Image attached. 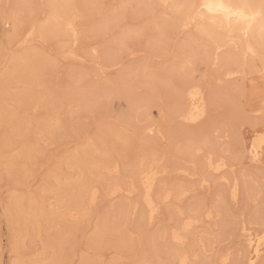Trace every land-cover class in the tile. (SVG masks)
<instances>
[{"label":"rangeland","instance_id":"obj_1","mask_svg":"<svg viewBox=\"0 0 264 264\" xmlns=\"http://www.w3.org/2000/svg\"><path fill=\"white\" fill-rule=\"evenodd\" d=\"M46 1L0 0V105L4 115L17 113L20 121L19 131L7 116L0 124V264H178L173 259L178 247L170 233L188 216L206 209L215 217L209 220L199 216L192 236H186L184 250L196 256L189 264H221L224 255L229 261L222 264H244L246 251L240 230L264 231V143L259 166L248 161L244 150L245 144L264 140L261 63L257 60L254 68L245 67L243 73L225 78L218 61L207 52V37L178 27L176 16L166 5H155L152 11L140 0H71L80 33V41L72 47L69 34L54 36ZM6 5L14 6L7 21ZM31 29L33 41L23 42ZM190 44L198 49L188 65L186 48ZM71 50L77 57L69 56ZM16 59H32L39 70L37 85L13 70ZM112 82L119 87L111 89ZM193 85L206 93L210 107L200 125H181L173 115L179 107L178 96ZM131 86L143 109H129L131 103L122 91L126 94ZM108 89L107 96L104 90ZM116 89H121L122 95ZM95 92L100 97L89 108L68 105L76 95L88 100ZM26 95L35 100L47 98L55 113L51 115L41 104L20 106L18 100ZM47 117L53 119L49 133L36 135L35 123ZM150 123L158 125L159 137L144 132ZM112 129L120 133L126 145L109 135ZM194 140L197 147L202 145L201 151L196 155L183 153L186 142ZM90 143H96L102 151L99 166L108 160L118 163L119 175L85 171L86 180L99 195L94 202L89 195L84 198V218L66 219L60 224L56 220L59 215L76 209L66 197L79 179L78 170L68 164L76 154L82 157ZM25 149L30 150L27 159L21 157ZM207 154L223 157L230 166L226 176L229 181L238 179L242 187L237 200H231L229 185L213 176L209 189L198 187L199 178L210 175L202 169ZM142 155L156 159L155 170L166 168L168 173L161 176L160 184L173 191L178 186L192 190L181 201L172 199L163 204L151 224L130 212L138 193L128 199L111 200L106 196L114 180L127 185L125 168ZM56 193L64 199L61 201ZM121 206L123 216L117 222L116 211ZM36 210L52 219L49 228L44 222L35 227L32 215ZM100 224L110 229L96 237L95 227Z\"/></svg>","mask_w":264,"mask_h":264},{"label":"bare ground","instance_id":"obj_2","mask_svg":"<svg viewBox=\"0 0 264 264\" xmlns=\"http://www.w3.org/2000/svg\"><path fill=\"white\" fill-rule=\"evenodd\" d=\"M70 1L71 0H47L46 1L47 6H48V11H49L48 12V24L52 27V29H54V36L55 37L58 36L59 34H69L71 37L72 47H76V45L78 44V39H79L80 33H79V27L75 23L76 19H75L74 14L72 13L73 8L70 6ZM140 2L146 3L152 11H153V7L155 5H158L159 7H160V5H162L163 7H164V5H166V7L169 8L170 12L176 16L175 21H176L178 27L189 28L191 30L197 31L199 33V35L201 34L202 36L207 37L209 39V42H207L208 44L206 46L207 52L211 55L212 58H214L218 61L220 68H222V70H223L222 76H224L225 78L235 77L236 75H238L240 73V71L241 72H242V70L244 71L243 68H245V67H246V69L248 66H250V68L251 67L254 68L255 67L254 63H256L255 61H257V60L262 65L260 67V69L263 68L261 70H264V0H140ZM208 4H212V5L222 4L225 6L226 9H231L233 12L236 10H243V12L247 18L241 19L235 15H230L229 13L218 10V9L214 10V11H209L208 8L206 7V5H208ZM12 18H10V19H12ZM83 21H85V20H83ZM36 31H38V30H36ZM39 33H40V35H42L40 30H39ZM160 34H161V32H160ZM32 39H33V29H31L30 31H28L25 34V36L23 38V42L29 43V40H32ZM79 41H80V39H79ZM196 48L198 49L197 46H193V45H191L189 47L187 46L186 49L188 50V54H189L188 58L186 59L187 64L192 63L191 61L194 58V55H192V54L196 50ZM69 54H70L69 56H71V58L77 57V55L72 50L69 51ZM220 54H222V55L220 56ZM218 56H220V57H218ZM18 60L19 59L14 60V67L15 68L13 70H15V72L18 73L20 77H22L26 80H29V81L35 83V85H37L39 83V72H38L39 70L37 71L35 64L32 62V59H25V60L23 59L21 61H18ZM212 63H213V61H212ZM248 71H251V70H248ZM169 74H172V73H169ZM135 75H137V74H135ZM171 76L169 75L168 77L170 78ZM137 77H139V76H137ZM72 79H76V78L72 77ZM110 82L111 81H109V83ZM114 82H112L114 84V86L110 85V87L112 86L111 89L113 87L115 88V86H116ZM176 83H178V82H176ZM131 84L132 83L130 82V85ZM107 86H109V85H107ZM107 86H105V87H107ZM117 87H119V86H116V88ZM123 87L125 89L126 85L125 86L122 85L121 88H123ZM82 88H84V87H82ZM116 90H115V92L112 91L111 93H113V94L116 93ZM120 90H117L118 91L117 94H121L119 92H121L122 90L121 91ZM126 90H127L126 94H125L126 91H124V90L122 91V93H124L123 95H126V97H124V99L126 98V101H130V103H131V104L130 103L126 104L127 106H130V105L132 106V108H129V109H137V110L143 109V107L136 101V99L133 96L132 86H131V89L127 88ZM169 90H171V89H169ZM95 91H97V90H95ZM102 91L103 90H101V93H103ZM108 91H109V89L106 91L104 90V94L107 93ZM164 91H165V89H164ZM109 93L110 92H108V95H109ZM99 95H100V93L95 92L89 96L88 100H86L85 96H83V95H76L74 98L69 99L68 105L70 106L71 104H74L75 107L89 108L91 105H94L97 102V100L100 97ZM105 95H107V94H105ZM178 98H179V107L176 110V112L173 111L174 112V114H173L174 118L178 119L179 122H181V125L182 124H184V125L186 124L187 126H195L198 124L200 125V123L206 117V115L208 113V108L210 107L209 106V103H210L209 97L206 95V93L200 87L193 85V86H190V87L183 89L179 93ZM126 101H125V103H126ZM18 103L20 106L30 107V108H31V106L35 107L36 105L38 106L39 104H41V107L46 109L49 113L51 112V115L55 113L54 108L52 106L53 103L44 97H39L38 99L35 100V98L31 97L30 95H26L22 100L19 99ZM146 103H147V101H146ZM141 104H143V103H141ZM149 104L151 105V103H149ZM145 110H147V109H145ZM28 111H29V109H28ZM33 111H35V110L33 109ZM4 112H5L4 107H2L0 105V124L3 122V117L7 116V119L11 123L14 124L16 122L17 125H15V126H18V127H15V129L17 131H19L20 130L19 129L20 128L19 127L20 121L17 117V113H9L7 115H4ZM40 120H39V122L37 120L36 122H38V123H35L36 124L35 134L38 135L44 131H45V133H49L50 124H51L53 119H51L50 117H47L45 120H42V121H40ZM156 124H158V123H156ZM157 126L158 125L154 126L153 124L150 123L144 128V132H146V134H148V135L154 136V138L159 137L160 136V131H159L160 129H159V127L157 128ZM12 129H14V127ZM109 133H110L109 135H111V137H113L116 141L123 142L122 144H124V145L127 144L125 141H123L122 136L117 131H114L112 129V130H110ZM193 133H194V131H193ZM141 134H142V131H141ZM185 135H187V134H185ZM193 139H194V137H193ZM36 143H37V141H36ZM263 143H264V140L261 139L259 141L257 140V142L245 144L244 150H245L247 159L253 166H259L263 163ZM196 144H197V141H195V140L190 141V142H186L185 146L182 148V152L186 153V154H190V155H196L197 153H199L201 151V149L199 147L202 146V145H200L199 147H197ZM199 144H201L200 141H199ZM204 145H206V144H204ZM117 154H119V153H117ZM76 155L73 158L71 157L72 159L68 165L70 168H76L78 170L79 179L77 182L74 183V186L70 188V193L66 197V200L69 203H72L76 209H72L65 214L62 213L61 215H59L56 220L60 224L63 223L66 219H72L73 221H75V220L77 221V220L84 218L87 215V213L84 210L83 203H82L84 198L87 195H89L90 201L94 202L99 195L98 191L94 187H92L89 184V182L86 180L85 171L89 172L92 175H94V173H99L101 171H104V172L110 174L111 176H117V175H119V172H120L119 164L118 163H112L109 160L104 162L102 166H99V157H100V155H102V151H100V149L96 143H90V145L87 146V150L84 152V155L82 157L78 158V157H76ZM181 155H183V154H181ZM30 156H31L30 150H28V149H25L21 153L22 158L27 159ZM151 156L142 155L138 159V161L135 162L131 167L125 168V171L127 173V180H128L127 185L123 186L122 184L124 182L122 184H120L114 180L113 182H111L109 184V187H108L107 192H106V196L111 198V200L112 199L117 200V198L118 199L119 198H127L128 199L135 192L138 193V200L134 204H132V205L130 204V212H132V214L138 213L140 219L143 220L145 218L149 224L153 223L157 219V217L160 213L161 206L163 204L170 203L171 201H173L172 199L181 201L190 192H192V190H190L188 187L183 188L182 186H178L173 191V190L168 189L166 187V185L163 186L164 184H160L159 179L161 178V176L166 175L168 172H167L166 168H163L160 170H155L153 167H154V163L156 165V159L152 158ZM202 161H203L202 162L203 164L202 163L201 164L203 165L202 169H203L204 173H210V175H208V176L202 175L198 180V187L200 189H202L203 191L204 190L206 191L207 189H209L212 182H214L213 181L214 179H212V176H213L214 178L222 180L226 184H228L229 188H230L229 194H230L231 200H234V201L237 200L239 197V194H240V188H242V187H240V182L238 179L232 178V180L229 181V178L226 176V172L230 168V166H228V163L226 162V160L221 156L214 158V156H212L211 154H207V156H205ZM182 172L185 173L186 177H191V175L186 173V171H182ZM56 195L59 198H61V201L64 199V197L62 198L60 193H56ZM50 209L53 210V208L51 206H50ZM123 209H124V207L121 206L119 208V210L116 211V213H117L116 219L118 220L117 222H119L123 216V212H122ZM42 210H44V209H42ZM42 210H39V211L36 210V212H33V215H32L33 224L35 225V227L39 228L41 223L44 222L46 227L49 228L50 223L52 222L51 221L52 219L47 217V216H44L45 213ZM179 211H181V210H179ZM181 212H180V214H182ZM201 212L202 213L199 214V212L197 211L196 213L188 216L186 218V220L184 219L185 220V222L183 221L184 223L178 224L174 228V230L170 233V239L178 247L176 250L173 251V259L176 260L178 264H189L191 262V259L196 257L194 254L187 252L188 250L185 251L184 245H185L186 240H187L186 236H188V234H190V232L194 229V227L199 222V218H200L199 216L203 215L206 219H209V220H212L215 217V216H213V212L210 209H206V210H203ZM27 221H28V219H27ZM180 221H182V220H180ZM29 222L30 221H28V223ZM11 223H12V221H11ZM108 229H110V227H108V226L106 227L103 224L97 225L95 227V236L96 237L102 236L103 232L108 230ZM113 230H114V228H113ZM113 230H112V232H113ZM11 231H13V229ZM240 231H242L241 235L243 237V239H242L243 240V248L246 251V254H245L246 257H245L244 264H264V246H261V241H260V237L264 236V231L251 232L250 230H248L246 228H242ZM61 239H62V236L59 238V240H61ZM204 252H206V250ZM165 256H167V255H165ZM228 261H229L228 255H224V256L220 257V263L221 264L227 263Z\"/></svg>","mask_w":264,"mask_h":264},{"label":"snow or ice","instance_id":"obj_3","mask_svg":"<svg viewBox=\"0 0 264 264\" xmlns=\"http://www.w3.org/2000/svg\"><path fill=\"white\" fill-rule=\"evenodd\" d=\"M14 6H11V5H6L5 6V19L7 21V18L9 16V9L13 8ZM18 7V6H16ZM206 7L208 8L209 11H214V10H221V11H224V12H227L229 13L230 15H235L241 19H246L247 17L245 16L243 10H236V11H232L231 9H226L224 5L222 4H218V5H212V4H208L206 5ZM12 15L14 16L15 15V12L13 11L12 12ZM260 241H261V246H264V236H261L260 237Z\"/></svg>","mask_w":264,"mask_h":264}]
</instances>
